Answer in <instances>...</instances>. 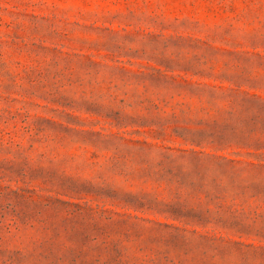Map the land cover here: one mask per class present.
Here are the masks:
<instances>
[{"label":"rangeland","instance_id":"374dc122","mask_svg":"<svg viewBox=\"0 0 264 264\" xmlns=\"http://www.w3.org/2000/svg\"><path fill=\"white\" fill-rule=\"evenodd\" d=\"M0 264H264V0H0Z\"/></svg>","mask_w":264,"mask_h":264},{"label":"trees","instance_id":"16d2710c","mask_svg":"<svg viewBox=\"0 0 264 264\" xmlns=\"http://www.w3.org/2000/svg\"><path fill=\"white\" fill-rule=\"evenodd\" d=\"M173 208H174L175 210H172L171 208H170V209H171L172 211H176V212L178 211V212L181 213V214H182L183 211H184V208H183L181 205H174ZM168 213H170V211H168ZM209 213H211V212H209ZM183 215H184V214H183Z\"/></svg>","mask_w":264,"mask_h":264}]
</instances>
